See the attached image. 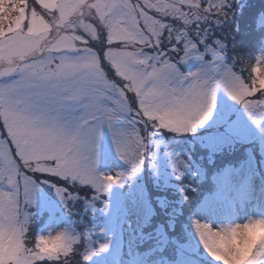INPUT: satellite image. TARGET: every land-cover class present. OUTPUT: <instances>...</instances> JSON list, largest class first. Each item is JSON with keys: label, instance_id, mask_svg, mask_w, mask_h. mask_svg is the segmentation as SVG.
<instances>
[{"label": "snow or ice", "instance_id": "snow-or-ice-1", "mask_svg": "<svg viewBox=\"0 0 264 264\" xmlns=\"http://www.w3.org/2000/svg\"><path fill=\"white\" fill-rule=\"evenodd\" d=\"M232 7L228 0H207L203 7L201 0H35L31 7L27 0H0V122L6 134L0 135V264H70L81 243V234L68 227L74 246L68 254L31 246L29 209L40 185H52L66 208L79 196L21 168L90 186L95 200L141 170L161 130L181 137L205 124L218 90L254 123H264V99H248L264 96V86L237 75L226 40L209 43L213 25H222ZM138 123L155 131L141 135ZM106 133L130 165L127 173L98 171ZM172 166L179 176L187 165L173 157ZM193 225L210 264H264V217L216 227L194 219ZM107 247L86 243L78 255L86 262Z\"/></svg>", "mask_w": 264, "mask_h": 264}, {"label": "trees", "instance_id": "trees-1", "mask_svg": "<svg viewBox=\"0 0 264 264\" xmlns=\"http://www.w3.org/2000/svg\"><path fill=\"white\" fill-rule=\"evenodd\" d=\"M249 3H252L251 0ZM244 11L250 13L251 9L248 10L244 7ZM250 18L251 30L254 31L256 29L257 33L256 42L253 46L242 37L245 27L238 31H232L229 18L222 24V27L225 26V28L219 26L221 32L217 31V37L227 42V59L230 63L233 59V53H235L236 70H239L243 62L241 58H244V56H242L241 50H244V47H251L247 52L248 54L250 53V60L252 61L256 59L258 53H263L264 0L259 1L255 11L250 14ZM245 73L246 71L242 72L241 75L250 83V73L248 72V75ZM248 99L260 100L264 99V96L256 93L254 96L248 97ZM238 112L239 109L237 110ZM236 117L237 115L234 112L227 118L231 121L222 125L218 124L213 128L216 131L222 130L224 136L230 138L229 141L220 143L215 148L207 140V138L211 137L207 136V133L211 130L205 129L197 133L185 134L184 136L186 137L198 136L196 140L192 141L190 146L188 145V153L179 154V158L184 159L187 166L181 169L182 173L179 176L175 172V177L168 184L170 187L162 185L158 193L153 198L151 197L150 200L148 196H145L147 204H149L147 205L149 217L145 228L150 235L136 249L137 253L141 254L140 257L145 259L143 264H172L174 260H185L188 262L187 264H193L194 262L195 264H210L209 258L202 252L199 245L196 248L192 247L191 241L196 239L193 220L202 217L203 214L209 211L211 203L214 202V196L220 193L219 184L226 178V171L231 168L238 170L242 164H246V180L257 173L264 183V143L261 141L263 137L260 133H256L255 137L252 138L251 127L239 128L236 122L235 124L231 123L238 118ZM230 127H232L230 129L232 132L229 130ZM153 152L154 154H160L158 151ZM150 154L152 153H148V156ZM160 158L163 159V156ZM172 169L173 167L169 169L166 166L164 173L159 174L162 182L165 180L166 171H173ZM32 175L37 179H50L53 184H59L68 188L73 194H78L79 198L71 201L66 208L52 185L41 184L50 192L49 199L55 206L47 204L39 210L35 208L29 209V211L34 213L29 237H34L38 231L40 232L41 228L47 223L51 210L54 209L57 214L65 215L68 220L75 219L76 223L73 227L81 234V243L76 247L77 254H73L70 257L72 264H119L115 258V250L104 249L99 251L97 253L99 258L93 255L86 262H83L80 255H78L84 250L88 242V235L83 231V228L92 225L94 216L100 217V215H104L98 208L99 199L93 200L94 189L90 186L64 182L59 180V178L49 177L46 174L32 173ZM136 179L141 184L142 177L141 179L136 177ZM213 182L215 189L212 188ZM143 186L147 188L145 185ZM145 188L143 190L147 192L148 189ZM185 196H187V199H185ZM89 200H92L93 203L88 204L87 201ZM152 205H157L164 209L162 216L159 218L156 216ZM175 214H181V218L177 220ZM91 234L92 239L97 240V236L93 235V232ZM94 247L98 248V244L95 243Z\"/></svg>", "mask_w": 264, "mask_h": 264}, {"label": "rangeland", "instance_id": "rangeland-1", "mask_svg": "<svg viewBox=\"0 0 264 264\" xmlns=\"http://www.w3.org/2000/svg\"><path fill=\"white\" fill-rule=\"evenodd\" d=\"M249 1L250 0H228V3H233L232 14L230 13V16L228 18L229 20H231L230 28L232 29V31H238L245 27L242 37L245 40H248L251 43V46H253L256 42L257 33L255 31L256 29L254 31L251 30L250 14L255 11V8L258 6L260 0H251V4L249 3ZM27 2L29 7L35 4V0H27ZM201 4L202 7L207 6V0H201ZM37 7L39 10L38 5ZM244 7L248 10L251 9V12L249 13L248 11H244ZM184 10L188 11L187 8H185ZM152 14L156 15L154 12ZM161 19H165L170 23H174L176 27H182V24L179 21H173L171 18L163 17H161ZM220 27H222V25H220ZM194 28L195 25H192L189 29L190 34L193 35V38H195L194 33L192 31ZM222 28H225V26ZM217 31L221 32L219 26L213 25V31L209 34L210 38H217ZM166 36L167 32H165V37ZM250 48L251 47H244V50H241L242 56H244V58H241L242 61H244L245 58L249 60L251 59L250 53L248 54L247 52V50H249ZM172 58L174 60L177 59V54L173 53ZM245 74L248 75V72L246 71ZM217 95V105L213 112V115L209 118L208 121L205 122V124L199 126L196 130L197 132L205 129L211 130L209 133H207V136H211L210 138H207V140L210 141L211 145L214 148L220 143H225V141H229L230 138L224 136V132L222 130L216 131L213 130V128L218 124L222 125L231 121L227 119L228 116L234 112L236 113V115H238L239 112L237 113V110L241 108V106L231 101V99L227 96L226 93L223 92L222 89L218 90ZM237 117V119H234V121L231 123L235 124L236 122L239 128H245L246 126L251 127L250 132L252 138L255 137L256 131L259 128L261 131V136L264 138V123H261V125H257L256 123H254L244 109L240 111V114ZM136 127L140 129L141 135H146V132L155 131V129H153L151 126H149L146 130L145 126L142 123H138ZM231 128L232 127H230L229 130ZM0 130L2 132V135H6L2 125H0ZM163 131L164 130H161V132L157 134H161ZM164 133L165 136L159 138V141H161L159 145L157 147L150 146L151 151H149L148 153H152L153 151H166L167 154H154V159L150 154L149 159H147L146 157V163L145 165L143 164L139 172L123 177L120 181L113 183L108 189V191L105 192L108 197L113 195L115 201L117 200L115 199V197L119 198L120 196L119 189L122 185V182L125 181L126 185L130 183V188H127L129 190L128 193L122 194L111 209V215L113 218L111 220H107L105 224H102L101 222L95 223V227H98V230L102 232L101 238L97 241L98 247L100 243L106 242L108 244V247L106 249H112L117 245V239L121 238L122 254L120 255V264H134L132 260L136 258V256L134 255L132 236L133 231L140 228L147 219V213L149 210V208H147V205L149 204H147L145 196H148L150 200L151 197L153 198V196L158 193L162 185H164V187H170L168 184L171 182L170 180L175 177L176 171L172 169L174 172L166 171L165 180L163 182L160 180L159 174L164 173L166 167L165 165L158 164V162H165L161 161L160 157L163 155V160H168V162L165 163H167L168 168L171 169V167H173L171 166L173 164V157H179V154L186 151V146L179 140H177L180 137H175V134L169 133L166 130ZM197 137V135L195 137H186L183 135L181 136V141L184 143L189 142L190 146L192 144V141L196 140ZM100 151L101 155L98 164L99 172L115 174L116 172L127 173L130 170V165L121 160L115 154L110 134H105ZM157 157H159V159ZM144 166H147L148 168V173L146 176L144 174ZM154 167H156V169ZM149 169L151 171H154L153 169H155V172L152 173V175H149L151 174ZM21 170L23 169L21 168ZM246 174L247 170L245 169V167H243L239 171H226L227 177L221 183V192L213 200L214 202L210 205V211H212L213 214L212 218L216 216V218L213 219L216 221L214 222L212 220L209 223L212 224L214 227L218 225H227L236 222H243L244 220L253 216L264 217V214L260 212L261 208L264 209V193H262L263 189H261L260 186L261 182L258 181L255 175L252 176L253 179L251 181H244ZM136 177L140 179L142 177L141 184L140 182H138ZM143 185H145L147 188H145ZM144 188L148 189V191L145 192L146 190L144 191ZM230 203H233L235 205V208H229ZM47 204L53 207L55 206L52 201L48 200V197L46 193H44L42 188H39L36 193V203L32 205V207H45ZM152 206L154 208L153 211L156 216L158 218L162 216L164 209L157 205ZM71 223L74 225L76 223L75 219H72ZM58 227L71 228L69 226V221L65 219V217H59L53 213L47 225L42 229L41 232H45L49 228L55 229ZM89 241L94 247L96 242L93 239H88L87 243H89ZM191 244L192 247L196 248L198 245V241L194 239L191 241ZM95 255L97 256L96 258H99L98 254ZM195 257L197 258V256ZM71 260L72 259L70 258V264H72ZM139 264H143V260H141Z\"/></svg>", "mask_w": 264, "mask_h": 264}, {"label": "clouds", "instance_id": "clouds-1", "mask_svg": "<svg viewBox=\"0 0 264 264\" xmlns=\"http://www.w3.org/2000/svg\"><path fill=\"white\" fill-rule=\"evenodd\" d=\"M262 54L264 53H258L254 61L245 58L241 63L239 70H236L235 68L237 75L240 76H242V72H249L250 82L254 80L257 88L264 86V61L259 59ZM235 62L236 56L235 53H233L231 63ZM71 235L72 234L68 227H58L55 229L49 228L45 232L38 231L34 237H29V239L32 241L31 246L36 248L38 252L53 255H65L73 251L74 248L72 245ZM37 239L39 240L38 247H36Z\"/></svg>", "mask_w": 264, "mask_h": 264}, {"label": "bare ground", "instance_id": "bare-ground-1", "mask_svg": "<svg viewBox=\"0 0 264 264\" xmlns=\"http://www.w3.org/2000/svg\"><path fill=\"white\" fill-rule=\"evenodd\" d=\"M144 174H145V176L147 175V167L146 166H144ZM262 193H264V189H263V191H262ZM247 201V200H246ZM252 201H254V200H252ZM229 208H235V205H233V204H230L229 205ZM176 215V219L177 220H179L180 218H181V214L180 215H178V214H175ZM203 218H204V220L206 221V222H211L212 220H213V218L211 217V215L210 214H203V216H202ZM106 221V220H105ZM214 222L216 221V220H213ZM141 260H143L142 258H134L133 260H132V262L134 263V264H139L140 263V261Z\"/></svg>", "mask_w": 264, "mask_h": 264}]
</instances>
